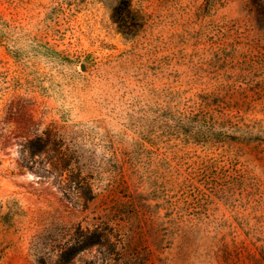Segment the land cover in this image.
Instances as JSON below:
<instances>
[{"label":"rangeland","instance_id":"1","mask_svg":"<svg viewBox=\"0 0 264 264\" xmlns=\"http://www.w3.org/2000/svg\"><path fill=\"white\" fill-rule=\"evenodd\" d=\"M118 1L0 0V264H264V0Z\"/></svg>","mask_w":264,"mask_h":264},{"label":"trees","instance_id":"2","mask_svg":"<svg viewBox=\"0 0 264 264\" xmlns=\"http://www.w3.org/2000/svg\"><path fill=\"white\" fill-rule=\"evenodd\" d=\"M114 16L127 31L134 28V26H142L140 12L134 9L132 0H119L114 8Z\"/></svg>","mask_w":264,"mask_h":264}]
</instances>
